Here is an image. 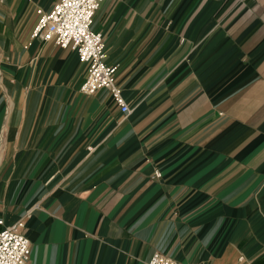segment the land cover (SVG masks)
I'll use <instances>...</instances> for the list:
<instances>
[{"label": "crops", "instance_id": "obj_1", "mask_svg": "<svg viewBox=\"0 0 264 264\" xmlns=\"http://www.w3.org/2000/svg\"><path fill=\"white\" fill-rule=\"evenodd\" d=\"M56 1L0 0V219L27 264H264V0H102L127 114L32 38Z\"/></svg>", "mask_w": 264, "mask_h": 264}, {"label": "built area", "instance_id": "obj_2", "mask_svg": "<svg viewBox=\"0 0 264 264\" xmlns=\"http://www.w3.org/2000/svg\"><path fill=\"white\" fill-rule=\"evenodd\" d=\"M102 0H57L49 10L38 9L39 19L32 38L54 40L61 47L70 46L79 59L88 64L87 76L80 86L84 94L101 88L109 90L120 110L127 114L130 106L116 79L117 66L107 61L104 36L93 28L96 11ZM156 177L161 172H155ZM0 264H27L32 244L22 230L23 220L5 225L0 219ZM147 264H182L172 256L154 252ZM187 264H196L189 262Z\"/></svg>", "mask_w": 264, "mask_h": 264}]
</instances>
